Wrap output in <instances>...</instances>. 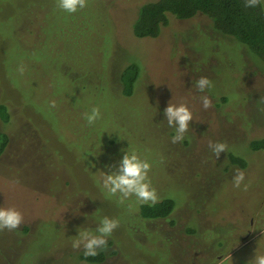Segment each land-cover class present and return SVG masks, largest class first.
Wrapping results in <instances>:
<instances>
[{
	"label": "rangeland",
	"instance_id": "obj_1",
	"mask_svg": "<svg viewBox=\"0 0 264 264\" xmlns=\"http://www.w3.org/2000/svg\"><path fill=\"white\" fill-rule=\"evenodd\" d=\"M149 1L86 0L68 13L57 0H0V103L10 113L0 118L9 137L0 207L23 215L18 229L0 230V264H247L264 252V149L250 145L264 137V64L205 14L170 15L158 36H136ZM132 62L139 77L126 95L121 73ZM168 102L193 114L176 143ZM92 107L100 118L90 125ZM210 142L226 151L217 158ZM129 148L150 163L158 201H175L169 216L145 218L135 197L121 202L97 182L121 170ZM104 216L119 225L99 251L105 260L90 263L72 240Z\"/></svg>",
	"mask_w": 264,
	"mask_h": 264
},
{
	"label": "trees",
	"instance_id": "obj_2",
	"mask_svg": "<svg viewBox=\"0 0 264 264\" xmlns=\"http://www.w3.org/2000/svg\"><path fill=\"white\" fill-rule=\"evenodd\" d=\"M246 0H155L142 4L133 24V32L138 37H156L162 28L168 25L170 15L189 19L198 14L207 15L218 31L234 37L243 43L264 64V3L256 7H246ZM140 66L132 62L124 67L121 73L123 92L131 95L139 77ZM0 118L7 122L10 113L5 103H0ZM9 137L0 132V155L4 151ZM255 150L264 149V137L253 139L250 143ZM232 163L246 166L247 161L239 156L230 155ZM175 207V201L164 198L155 204H142L141 215L145 218H164L169 216ZM81 258L90 263L105 260L106 254L98 252L96 256Z\"/></svg>",
	"mask_w": 264,
	"mask_h": 264
},
{
	"label": "clouds",
	"instance_id": "obj_3",
	"mask_svg": "<svg viewBox=\"0 0 264 264\" xmlns=\"http://www.w3.org/2000/svg\"><path fill=\"white\" fill-rule=\"evenodd\" d=\"M264 3V0H246V7H256L258 4ZM57 7L68 13H74L78 9L86 7V0H57ZM18 71L23 73L24 67L21 65ZM195 87L198 91L204 92L205 89L211 87V81L207 77H200L195 81ZM203 107L208 108L211 101L208 96L200 97ZM51 106L55 107V101L51 102ZM169 125L174 126V135L172 142L176 143L184 139V134L189 127V122L193 118L192 111L185 103L167 104L164 109ZM84 118L88 124H93L100 118V111L97 107H92L90 112L86 113ZM209 147L216 157L219 158L222 152L226 151L227 145L223 142H210ZM150 163L146 159H142L134 148L126 150L120 164L119 172L104 173L100 172L98 183L102 189L106 190V194L111 197H117L123 202L129 197L135 199L141 204H155L158 201L156 189L151 185L148 178ZM244 180V173L237 170L233 176V185L239 187ZM23 221V215L14 207H0V230L18 229ZM119 221L115 218L104 216L99 218L97 226L94 230L79 228L76 238L72 240L73 248L83 247V255L85 257L96 256L100 250L107 245V238L118 227ZM247 264H264V252L254 250L253 257Z\"/></svg>",
	"mask_w": 264,
	"mask_h": 264
}]
</instances>
